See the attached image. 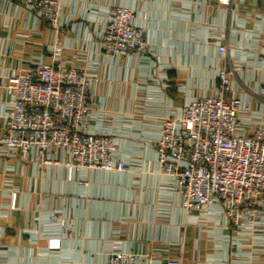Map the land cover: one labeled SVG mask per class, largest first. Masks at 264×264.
<instances>
[{
    "label": "crops",
    "instance_id": "crops-1",
    "mask_svg": "<svg viewBox=\"0 0 264 264\" xmlns=\"http://www.w3.org/2000/svg\"><path fill=\"white\" fill-rule=\"evenodd\" d=\"M60 1L63 24L55 30L17 0H0V138L7 77L37 60L49 63L60 41L64 60L85 65L78 55L92 67L89 129L115 139L116 159L127 169L69 170L60 152L42 167L0 156V264H107L116 253L135 254L142 263L157 253L160 260L182 254V264H264V221L231 226L218 205L188 213L156 153L164 116L215 95L224 64L220 46H227L235 68L231 88L250 108L241 114L244 133L264 129V102L257 97L264 0ZM117 4L130 7L146 28L145 52L111 57L101 51L107 13Z\"/></svg>",
    "mask_w": 264,
    "mask_h": 264
},
{
    "label": "built area",
    "instance_id": "built-area-1",
    "mask_svg": "<svg viewBox=\"0 0 264 264\" xmlns=\"http://www.w3.org/2000/svg\"><path fill=\"white\" fill-rule=\"evenodd\" d=\"M17 2L55 30L63 24L60 0ZM146 36L135 12L117 4L107 13L100 48L111 57L140 54L147 49ZM63 51L58 41L51 47L49 63L37 60L29 69L7 77L3 88L9 103L0 156L8 161H35L42 167L53 163L51 153L60 152L67 157L69 170L125 171L126 164L116 159L115 139L89 129L92 67L78 55L74 58L85 65L64 60ZM219 57L224 64L215 95L186 103L179 116L163 117L156 144L158 163L161 173L173 179L188 213L208 212L218 205L231 226H257L264 221V129L255 127L249 136L244 133L241 114L250 108L231 88L235 68L227 46L219 47ZM257 97L264 102V78ZM15 201L12 193V209ZM158 255L152 253L142 263L135 254L116 253L107 264H182V254L163 260Z\"/></svg>",
    "mask_w": 264,
    "mask_h": 264
}]
</instances>
